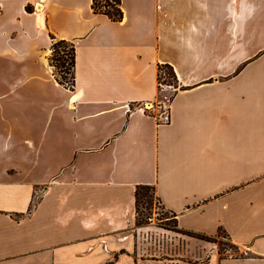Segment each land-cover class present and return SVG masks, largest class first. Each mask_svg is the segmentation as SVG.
<instances>
[{"label": "crops", "instance_id": "1", "mask_svg": "<svg viewBox=\"0 0 264 264\" xmlns=\"http://www.w3.org/2000/svg\"><path fill=\"white\" fill-rule=\"evenodd\" d=\"M91 1L0 0V264L168 261L136 225L140 185L242 254L186 237L179 264H264V0H120L118 22ZM159 66L180 86L167 124L140 110Z\"/></svg>", "mask_w": 264, "mask_h": 264}, {"label": "rangeland", "instance_id": "2", "mask_svg": "<svg viewBox=\"0 0 264 264\" xmlns=\"http://www.w3.org/2000/svg\"><path fill=\"white\" fill-rule=\"evenodd\" d=\"M68 50V47H66V51ZM55 66L53 69H55L56 72L59 73V70L57 68V62H53ZM63 71V77L64 80L70 84V65H69V57L68 55L64 56V68ZM165 72H169L168 69L161 68L159 74V77L165 74L168 78L170 77ZM141 194H144V197L138 200V203L135 207V217H136V225L137 226H153L160 232V239H157V235L152 233V238H149L148 235V241L151 242L150 245H147L148 248H154L156 250L159 249V256L163 259H167L168 261H163L162 263H152V264H179L176 260L179 256L175 255L177 253V249H181V246L185 243V238L190 237L186 234H183L182 232H179V230L176 228L175 221L172 217V215L164 210L162 206L159 204V202L156 200L154 193L150 189L141 190ZM155 232V231H152ZM182 233V234H181ZM182 235V237L178 236ZM168 236V237H166ZM171 236V237H170ZM174 238H179L180 242L178 243ZM183 238V239H181ZM182 240V241H181ZM181 242L183 244H181ZM214 244L218 254L220 256H239L242 255L240 251L236 248V246L231 242V240L223 233H219L212 239V242ZM180 258V257H179ZM188 259V258H187ZM190 260V259H189ZM202 262V261H198Z\"/></svg>", "mask_w": 264, "mask_h": 264}, {"label": "trees", "instance_id": "3", "mask_svg": "<svg viewBox=\"0 0 264 264\" xmlns=\"http://www.w3.org/2000/svg\"><path fill=\"white\" fill-rule=\"evenodd\" d=\"M91 9L94 14L105 15L112 22H118V21H121L122 19L120 0H92ZM29 10L30 8L26 7V11H29ZM66 47H68L67 51H66ZM50 49H51V53L49 56L50 65L55 66L53 64L54 61L58 63L56 66L59 70V73L56 72L54 69L57 80L59 81L60 84H63L69 88H72L73 86V67H74V46L73 44L70 42L64 41V40H54V37H52V43H51ZM66 55H68L69 57V65L71 69L70 84H68L64 80L63 71H62V69L64 68V56ZM161 68L168 69L169 72H165V73L168 74L170 77H173V72L169 66H159L158 73L160 72ZM146 189H150L153 192V188L151 186H144V185L136 186L135 194H134L135 207H136V204L138 203V200L144 197V194H141L140 191L146 190ZM175 225H176V222H175ZM219 233L225 234L223 230L218 231L217 234ZM186 234L189 235L190 237L203 240V241H207V242H212V239L214 238L212 236H205V235L191 233V232H186Z\"/></svg>", "mask_w": 264, "mask_h": 264}, {"label": "built area", "instance_id": "4", "mask_svg": "<svg viewBox=\"0 0 264 264\" xmlns=\"http://www.w3.org/2000/svg\"><path fill=\"white\" fill-rule=\"evenodd\" d=\"M179 84L173 77H167L165 74L157 76L155 100L147 102L140 107V110L150 116L156 124H167L170 122V105ZM153 113H149L152 112Z\"/></svg>", "mask_w": 264, "mask_h": 264}]
</instances>
